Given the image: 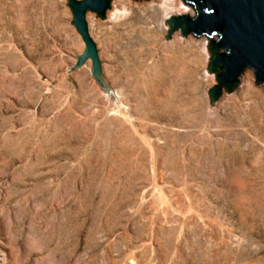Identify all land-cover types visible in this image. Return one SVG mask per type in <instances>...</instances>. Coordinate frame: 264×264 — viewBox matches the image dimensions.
<instances>
[{
	"label": "rangeland",
	"instance_id": "rangeland-1",
	"mask_svg": "<svg viewBox=\"0 0 264 264\" xmlns=\"http://www.w3.org/2000/svg\"><path fill=\"white\" fill-rule=\"evenodd\" d=\"M70 9L0 0V264H264L253 70L211 105L208 36L166 38L193 6L111 0L85 13L106 92Z\"/></svg>",
	"mask_w": 264,
	"mask_h": 264
},
{
	"label": "water",
	"instance_id": "water-1",
	"mask_svg": "<svg viewBox=\"0 0 264 264\" xmlns=\"http://www.w3.org/2000/svg\"><path fill=\"white\" fill-rule=\"evenodd\" d=\"M193 6L196 14L171 16L165 23L171 28L166 38L176 29H182V36L192 33L207 35L212 53L209 70L216 71L217 82L208 90L210 104L219 98L223 91L230 92L239 83L243 70L250 68L255 75V84L264 86V0H184ZM111 0H67L73 13L71 21L80 34L85 49L75 55L74 69L86 59L92 62V75L107 92L108 87L101 76V61L96 43L89 33L85 13L93 11L105 18ZM217 35L215 41L212 36Z\"/></svg>",
	"mask_w": 264,
	"mask_h": 264
},
{
	"label": "bare ground",
	"instance_id": "bare-ground-1",
	"mask_svg": "<svg viewBox=\"0 0 264 264\" xmlns=\"http://www.w3.org/2000/svg\"><path fill=\"white\" fill-rule=\"evenodd\" d=\"M177 3H178V5H180V4H181V2H180V1H178ZM180 9H181L180 11H185L183 7H182V8H180ZM249 75H250V74H246V76H247V77H249Z\"/></svg>",
	"mask_w": 264,
	"mask_h": 264
}]
</instances>
